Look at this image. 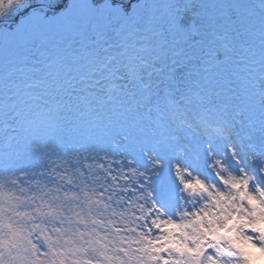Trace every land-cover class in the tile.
Listing matches in <instances>:
<instances>
[{
    "label": "snow or ice",
    "instance_id": "1",
    "mask_svg": "<svg viewBox=\"0 0 264 264\" xmlns=\"http://www.w3.org/2000/svg\"><path fill=\"white\" fill-rule=\"evenodd\" d=\"M0 264H264V0H0Z\"/></svg>",
    "mask_w": 264,
    "mask_h": 264
}]
</instances>
